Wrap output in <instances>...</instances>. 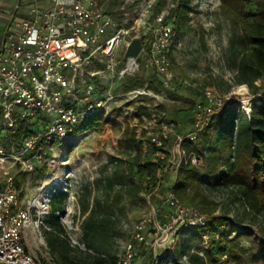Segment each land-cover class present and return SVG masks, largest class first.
Wrapping results in <instances>:
<instances>
[{
    "label": "built area",
    "instance_id": "2783aa9c",
    "mask_svg": "<svg viewBox=\"0 0 264 264\" xmlns=\"http://www.w3.org/2000/svg\"><path fill=\"white\" fill-rule=\"evenodd\" d=\"M109 1L19 0L9 12L0 47V132L5 130L0 135V264H43L26 248L23 232L28 227L39 229L51 210L40 208L37 197L22 207L17 178L49 168L56 146L71 140L76 127L99 112L108 115L115 80L149 70L163 90L173 89L176 82L171 59L177 38L176 19L171 15L175 4L155 14L160 0H120L116 17L105 9ZM135 36H143L142 50L135 59L125 60ZM119 50L121 60H117ZM95 92L103 96L95 97ZM128 92L135 100L155 91L145 81ZM203 97L205 101L195 105V131L178 137L180 144L196 142L208 119L232 104L213 88H205ZM252 102L247 112L240 109L249 115ZM36 124L43 129L33 130ZM23 125L25 131L15 140ZM151 136L156 147L168 138L166 133ZM189 161L202 162L194 153L184 152L176 170ZM166 204L169 211L163 223L156 224L157 233L208 225L206 212L184 206L173 191L168 192ZM148 223L147 219L137 223L118 264L138 259L139 247L148 244Z\"/></svg>",
    "mask_w": 264,
    "mask_h": 264
},
{
    "label": "rangeland",
    "instance_id": "374dc122",
    "mask_svg": "<svg viewBox=\"0 0 264 264\" xmlns=\"http://www.w3.org/2000/svg\"><path fill=\"white\" fill-rule=\"evenodd\" d=\"M18 1L0 0V47L10 19L3 11L12 12ZM160 1L166 7L174 4L172 0ZM178 1L181 7L189 6L190 21L184 32L177 34L172 51L176 75L173 89H152L155 91L152 94L131 100L127 94L135 87L126 91L125 84H141L144 82L142 77L153 72L142 70L123 81L115 80L110 91L114 95L110 107L116 112L111 117L112 121L58 144L46 174L29 176L22 184V207L33 197L38 198L40 208L48 206L50 210L52 199L63 200V209L59 214L61 233L72 249L88 250L81 226L88 213L83 209L104 207L107 202H114L115 196L121 192L119 176L124 173L126 162L135 154L132 147L135 138L143 146L147 158L166 162L163 164L162 181L151 193L140 191L132 197L124 195L119 207L111 204L115 219L107 225L106 241L111 253L121 258L124 246L132 241L137 223L147 219L145 238L148 244L139 247V257L133 264H167L165 258L172 256L169 260H173L171 258L177 257L182 251L181 242L191 232L180 227L175 232L162 235L157 233L156 224L163 223L169 211L166 197L174 183L177 164L186 152V146L179 143L178 137L195 131V104L205 101V88H213L220 96L230 100L231 106L244 108L246 112L249 101L254 99L250 88L239 83V66L230 51L231 40L235 35L242 34V30L235 27L222 11L220 0ZM121 6L120 0H110L105 9L119 17ZM121 58L122 50H119L117 60ZM111 84L106 82L108 86ZM255 84L260 87L264 79ZM94 96L103 95L95 92ZM38 129L42 130L43 126L36 124L33 127V130ZM163 133L168 138L155 153L150 152L151 135L162 136ZM4 134L5 130H2L0 135ZM206 194L218 206L216 215L228 211L231 218H243L248 226L258 228L263 224V216L251 212L237 190H208ZM47 220L48 217L42 219L39 229L26 228L24 243L43 264L44 260L48 264H59L48 246L46 231L50 228ZM157 239H161L160 244L156 243ZM89 252L95 254L93 250Z\"/></svg>",
    "mask_w": 264,
    "mask_h": 264
},
{
    "label": "trees",
    "instance_id": "16d2710c",
    "mask_svg": "<svg viewBox=\"0 0 264 264\" xmlns=\"http://www.w3.org/2000/svg\"><path fill=\"white\" fill-rule=\"evenodd\" d=\"M172 1L175 8L171 15L176 19L179 35L189 24V6L181 7L178 0ZM164 7L159 1L154 13L159 14ZM220 8L242 30V34L231 40L230 51L239 66V83L250 88L254 99L249 115L237 106L224 108L208 119L196 142L184 143L186 153H194L202 162L181 165L170 191L184 206L206 212L209 222L205 227L182 228L191 235L181 242L182 251L177 257L165 258L167 264H264V84L260 87L255 84L264 79V0H220ZM142 78L152 89L161 88L154 73ZM141 84L127 83L124 90ZM115 113L113 109L108 115L99 112L88 117L74 129L72 138L111 122ZM25 129L23 125L14 139L18 140ZM132 142L135 154L119 176L122 190L114 202L83 209L88 213L81 225L87 251L72 249L62 238L58 212L63 209V200H51L52 210L47 220L50 230L46 235L50 252L59 264L119 263L120 258L111 253L105 237L107 225L115 219L111 204L119 207L124 195L151 193L162 181L163 164H166L147 158L141 143L135 138ZM150 146L149 151L155 153L157 147L152 143ZM47 170L48 167L39 169L35 175L43 176ZM26 179V176L18 177V185ZM233 189L239 192L251 212L263 216L260 227L246 225L243 218H231L228 211L215 214L218 206L208 198L207 191ZM92 250L95 254L89 252ZM44 264L48 263L44 260Z\"/></svg>",
    "mask_w": 264,
    "mask_h": 264
},
{
    "label": "water",
    "instance_id": "95a60500",
    "mask_svg": "<svg viewBox=\"0 0 264 264\" xmlns=\"http://www.w3.org/2000/svg\"><path fill=\"white\" fill-rule=\"evenodd\" d=\"M143 36H135L132 38L130 44L128 45L124 59H135L143 47Z\"/></svg>",
    "mask_w": 264,
    "mask_h": 264
},
{
    "label": "crops",
    "instance_id": "0c3cea01",
    "mask_svg": "<svg viewBox=\"0 0 264 264\" xmlns=\"http://www.w3.org/2000/svg\"><path fill=\"white\" fill-rule=\"evenodd\" d=\"M1 10H2V9L0 8V11H1ZM3 12H4L5 14L9 15V12H11V11H9V10H8V11H5V10H4Z\"/></svg>",
    "mask_w": 264,
    "mask_h": 264
}]
</instances>
